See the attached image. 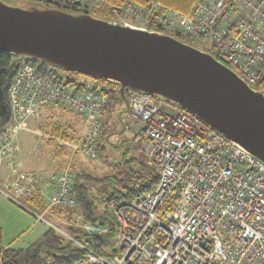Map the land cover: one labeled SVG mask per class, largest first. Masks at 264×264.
<instances>
[{"label":"built area","instance_id":"2783aa9c","mask_svg":"<svg viewBox=\"0 0 264 264\" xmlns=\"http://www.w3.org/2000/svg\"><path fill=\"white\" fill-rule=\"evenodd\" d=\"M114 22L208 39L212 55L264 95V0H197L190 13L128 4ZM83 83L27 63L10 85V122L0 120V193L21 207L22 199H46L44 213L30 210L37 221L53 208L77 206L75 180L68 172L20 171L18 134L45 107L62 106L85 118L79 146L97 158L109 98L102 83ZM127 101L134 142L156 166L158 183L116 207L114 255L77 241L84 258L56 264H264V162L165 97L128 90ZM83 230L101 235L105 228L85 223Z\"/></svg>","mask_w":264,"mask_h":264},{"label":"water","instance_id":"95a60500","mask_svg":"<svg viewBox=\"0 0 264 264\" xmlns=\"http://www.w3.org/2000/svg\"><path fill=\"white\" fill-rule=\"evenodd\" d=\"M0 52L110 80L123 96L133 90L165 97L264 162V95L174 36L0 0Z\"/></svg>","mask_w":264,"mask_h":264},{"label":"trees","instance_id":"16d2710c","mask_svg":"<svg viewBox=\"0 0 264 264\" xmlns=\"http://www.w3.org/2000/svg\"><path fill=\"white\" fill-rule=\"evenodd\" d=\"M4 1V0H3ZM24 7L38 6L41 8H56L64 11H68L74 14L90 13L89 1L92 0H18ZM197 0H97L92 3L95 12V17H99L108 21H115L116 16L124 10L128 4L135 5H147L150 2H157L163 7H170L183 13H190ZM5 2V1H4ZM92 15V14H91ZM172 36L180 39L181 41L190 45L196 46L197 42H202L204 39L183 36L181 34H173ZM197 47V46H196ZM40 61L28 58H18L14 54L0 52V120L1 125L6 126L10 122V99L9 88L13 82L14 77L17 75L20 68L27 63H31L35 67ZM37 67L40 72H51L60 74L63 69L53 66L44 62ZM66 72V71H64ZM77 74L78 73H72ZM64 77V76H63ZM89 77V76H87ZM96 82L102 83L107 89V95L109 98V105L102 122L101 132L98 139V155L99 152L108 142V135L114 130L115 126L122 127V130L134 131L136 121L132 118L134 123H126L128 113V106L125 105L128 100V91L123 96L120 93L119 84L110 80L93 78ZM68 83H72L77 87L84 85L83 82L71 75L65 76ZM54 105H50L44 108V110L50 111L54 108ZM66 109V108H65ZM43 111V110H42ZM50 120V119H48ZM40 130L47 133H51V139H45L49 146H52L59 153H65L63 147L57 146L58 139L63 141H69L74 138L71 132H74L71 126L66 127L65 124L57 123L51 119V121L39 125ZM132 128V130H131ZM132 131V132H133ZM72 135V136H71ZM135 135L133 133L132 145ZM147 160L141 161L136 159H126L125 162L130 167V170H125L122 175L123 178L118 179L123 191H113L103 197H107L108 201H114L116 207L120 204L128 203L132 201L139 194L149 191L154 188L159 180V172L154 164H149ZM137 162V167L132 166ZM75 184L74 188L77 194V206L75 208L66 209L65 213L67 220L72 224H66L63 226H50L44 235L37 241L32 243L26 248H8L3 244V229L0 225V264H56V263H70L76 260L84 258L86 249L80 246L78 242L83 245L107 256H112L115 252L112 250H106L104 244H106L99 234L89 235L83 228H77L74 224L77 221H84L86 223L100 225L103 227L109 220L106 216L99 213L98 205L96 204V196H93L90 192L86 181H96L100 184L106 183L112 180V176L96 177L85 171L78 172L73 175ZM120 193V195L117 194ZM30 201L35 207L44 209L46 206L45 200L40 195H35L30 198ZM56 208H53L54 210ZM60 209V208H59ZM62 210V209H60ZM58 212H63V211ZM53 212V211H52ZM77 217V220H76ZM111 227V232L118 231V222ZM69 222V223H70ZM58 228V229H57ZM110 231V229H109Z\"/></svg>","mask_w":264,"mask_h":264},{"label":"rangeland","instance_id":"374dc122","mask_svg":"<svg viewBox=\"0 0 264 264\" xmlns=\"http://www.w3.org/2000/svg\"><path fill=\"white\" fill-rule=\"evenodd\" d=\"M6 3L15 6H22L18 0H4ZM96 0H92V3ZM98 2L102 0H97ZM89 1L90 13L95 15L94 4ZM199 49L206 51L210 54L213 53V45L210 40H204L197 42L196 45ZM41 63L38 62L37 67ZM60 74L64 77L71 75L77 78L81 82H94L95 80L85 75L71 74L69 72L60 71ZM129 117V115H128ZM50 119V120H48ZM51 119L57 123L65 124L66 127L71 126L74 132H71L74 138L69 141H63L58 139L56 145L63 147L65 153H59L52 146L46 143L45 139H51V133H47L40 130V126L43 123L51 121ZM131 123L132 127L134 123L131 119L127 118L126 123ZM88 126L85 118L65 109L62 106H55L50 111L43 109V111L36 117L31 118L28 121V126L21 130L18 134V141L20 143V152L18 153L15 164L20 171H42L47 175L68 172L72 176L78 172L85 171L96 177L112 176L111 181L100 184L96 181H86L90 192L93 196H96V204L100 214L106 216L109 220L103 228L104 233L101 234L102 240L106 243L104 248L112 251L117 244L116 232H111V227L116 223L115 209L116 204L113 201H108L107 195L113 191H123L118 179L123 178L125 170H130V167L125 162L126 159L147 160L146 162L151 164L149 160L142 154L138 145H132V137L134 131L122 130V127L115 126L114 130L108 135V142L105 143L103 149L99 152V155L95 159L87 158L84 156L80 149V141L82 140L84 133ZM71 135V136H72ZM135 168L137 162L132 164ZM0 186L3 184L0 182ZM120 195L119 192H117ZM21 203L26 207H21L8 199L4 194L0 193V225L3 229L4 237L3 244L12 248H26L39 238L48 230L50 226L62 227L66 224H72L67 220L66 215L63 216L66 209L60 210L56 208L52 215L46 214L45 220L37 221L34 214L30 210L41 214L42 209L35 207L30 201L22 199ZM121 205V204H120ZM63 212H58V211ZM50 210V212H52ZM77 220V217H76ZM70 222V223H69ZM84 221H77L74 225L77 228H83ZM110 229V231H109Z\"/></svg>","mask_w":264,"mask_h":264},{"label":"crops","instance_id":"0c3cea01","mask_svg":"<svg viewBox=\"0 0 264 264\" xmlns=\"http://www.w3.org/2000/svg\"><path fill=\"white\" fill-rule=\"evenodd\" d=\"M125 105L128 106L126 102H125ZM127 110L130 111L129 108H127ZM128 114H129V117H130L129 119H132L131 112H129ZM42 212L43 213L45 212V207H44V209H42ZM49 213L52 215L53 212H48L47 214H49ZM6 247L12 248V247H9V246H6Z\"/></svg>","mask_w":264,"mask_h":264},{"label":"bare ground","instance_id":"6f19581e","mask_svg":"<svg viewBox=\"0 0 264 264\" xmlns=\"http://www.w3.org/2000/svg\"><path fill=\"white\" fill-rule=\"evenodd\" d=\"M253 90V89H252ZM253 91H255V90H253ZM173 102V101H172ZM175 103V102H174Z\"/></svg>","mask_w":264,"mask_h":264}]
</instances>
